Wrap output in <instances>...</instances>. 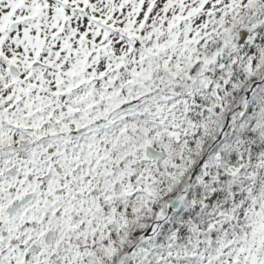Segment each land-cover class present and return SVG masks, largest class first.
Listing matches in <instances>:
<instances>
[{
	"label": "snow or ice",
	"instance_id": "1",
	"mask_svg": "<svg viewBox=\"0 0 264 264\" xmlns=\"http://www.w3.org/2000/svg\"><path fill=\"white\" fill-rule=\"evenodd\" d=\"M0 264H264V0H0Z\"/></svg>",
	"mask_w": 264,
	"mask_h": 264
}]
</instances>
